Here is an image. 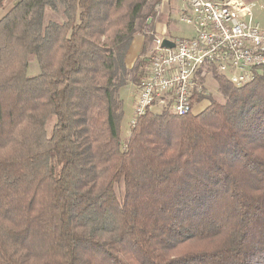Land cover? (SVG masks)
Returning <instances> with one entry per match:
<instances>
[{"label":"trees","instance_id":"1","mask_svg":"<svg viewBox=\"0 0 264 264\" xmlns=\"http://www.w3.org/2000/svg\"><path fill=\"white\" fill-rule=\"evenodd\" d=\"M187 3L0 0V264H264V67L243 87L208 67L203 110L121 137L132 43L179 38Z\"/></svg>","mask_w":264,"mask_h":264},{"label":"built area","instance_id":"2","mask_svg":"<svg viewBox=\"0 0 264 264\" xmlns=\"http://www.w3.org/2000/svg\"><path fill=\"white\" fill-rule=\"evenodd\" d=\"M253 7L246 0H189L179 20L191 36L155 39L131 126L154 109L181 117L194 113V97L204 93L199 77L208 67L235 87L253 82L264 67V27ZM165 39L175 47L163 48Z\"/></svg>","mask_w":264,"mask_h":264},{"label":"rangeland","instance_id":"3","mask_svg":"<svg viewBox=\"0 0 264 264\" xmlns=\"http://www.w3.org/2000/svg\"><path fill=\"white\" fill-rule=\"evenodd\" d=\"M188 1L189 0H179V4L183 5L185 4V2H188ZM167 11H168V4L165 3L161 6L160 12L165 13ZM254 11L262 27H264V0L257 1V7L255 8ZM5 12H6L5 10L0 8V16H3ZM175 18L177 19L176 21L177 23L174 25L173 29L175 30L176 35L180 38H186V37L191 36V33H192L191 28L180 22L178 13L176 14ZM149 22H151V20ZM164 25L165 24L157 23V29L159 30V32H161L162 30V33L161 34L159 33L154 37V40L152 41V43L150 42L144 55H141L144 50L143 38L142 37L135 38L130 48L129 54H128L129 63L130 62L134 63L133 64L134 66L138 60L145 61L144 62L145 63L144 72L147 71V68L149 67L148 62L152 54V48H153L155 39L166 37V28ZM205 85L209 93L212 94V96L220 95L218 92L217 86L214 80L212 79V77L209 76L206 78ZM137 92H138L137 84L133 83L132 81L129 82L126 88L121 90V96L124 100V110H125V120L122 125V132H121V137L123 140L126 139V134L129 129V122L134 115V105H135V99L137 96ZM207 105H208V100L203 101L201 104H198L195 106L194 112L197 113L198 111L203 110V108H205ZM153 112L162 113V111L156 110V109H154ZM221 242H222L221 237H218L215 239L202 240V241H198V240L190 241V242H187L179 246L178 249H176L173 254L179 256V255H182L188 252L214 251V250H217L221 246Z\"/></svg>","mask_w":264,"mask_h":264},{"label":"crops","instance_id":"4","mask_svg":"<svg viewBox=\"0 0 264 264\" xmlns=\"http://www.w3.org/2000/svg\"><path fill=\"white\" fill-rule=\"evenodd\" d=\"M257 1L258 0H252V1H248V0H246V2L248 3V4H251V5H253L254 7H253V13H254V16L256 17V19L258 20V18H257V16H256V13H255V8L257 7ZM186 3V2H185ZM3 16H4V14H3ZM3 16H0V20H1V18L3 17ZM259 21V20H258ZM260 22V21H259ZM144 41V40H143ZM128 64L130 65V67H132L133 66V64L134 63H129V61H128Z\"/></svg>","mask_w":264,"mask_h":264},{"label":"water","instance_id":"5","mask_svg":"<svg viewBox=\"0 0 264 264\" xmlns=\"http://www.w3.org/2000/svg\"><path fill=\"white\" fill-rule=\"evenodd\" d=\"M163 48H166V49H171V48H174L175 47V44L174 42L168 40V39H165L163 41V45H162Z\"/></svg>","mask_w":264,"mask_h":264}]
</instances>
